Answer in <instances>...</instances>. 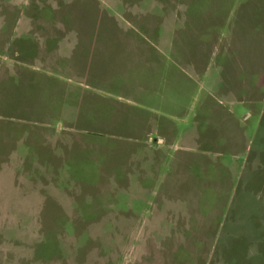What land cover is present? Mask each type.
Instances as JSON below:
<instances>
[{
	"label": "rangeland",
	"instance_id": "obj_1",
	"mask_svg": "<svg viewBox=\"0 0 264 264\" xmlns=\"http://www.w3.org/2000/svg\"><path fill=\"white\" fill-rule=\"evenodd\" d=\"M231 59L264 71V0H0V264H264V72L232 103Z\"/></svg>",
	"mask_w": 264,
	"mask_h": 264
},
{
	"label": "crops",
	"instance_id": "obj_2",
	"mask_svg": "<svg viewBox=\"0 0 264 264\" xmlns=\"http://www.w3.org/2000/svg\"><path fill=\"white\" fill-rule=\"evenodd\" d=\"M212 12H213L212 18L214 19V18H216L215 14L217 15V10L214 8ZM132 16H133L132 19L133 18H136V19L140 18L139 13H136V12H132ZM147 16H149V15H147ZM150 17H152L151 14H150ZM165 18H166V15H164V20H165ZM167 18H169V19L163 23V27H164V29L166 28V30H168V31L165 32L163 34V36H160V37L158 36V40L156 41V44L152 45L153 49H157V50L161 49L162 52H164L163 50L167 51L168 49H170L171 42H172V37H170V36H171L172 31H171V29L169 30L168 28H172V26H174V30H175V26H176V22H177L175 14L168 16ZM139 22L140 21H133L131 23V25H130V23H129V25H127V23H126V26L129 29H133L135 31H138L139 26L141 25V23H139ZM201 23L202 22H199L197 19H195L194 17L188 16L187 14H185L184 18H182V25L186 26L184 28V30H187L188 28H192V29H196V27L199 28L200 25L202 26ZM225 24L228 25L227 19L225 20ZM149 25H151V28L155 27V31L157 30V28H156V27H158L157 23H155L154 25L153 24H149ZM245 25H246V20L243 17H240V18H238V22H235L234 25H231V28H234L236 26H245ZM217 39H219V36L217 37ZM231 60H232V63L234 65L239 66L236 69L232 68V72H230V73L232 74L233 78H237L238 80L243 79L244 81H241L243 83L240 84L239 88H236V89L232 88L231 87L232 85L230 83L228 85L225 84L226 89L225 88H223V90L217 89L216 93H218V95L220 93H222V97L229 99V101H231L232 103H238V102L243 103L246 99V95H244V93L247 91V89L249 90L248 92H250V90H251L250 87H248L249 85L244 83L246 81L245 80L246 76L250 75L251 74L250 72H255V71L256 72L260 71V73L262 75L264 71H262V69H260V68H259V70H257V69H252L249 67H248V70H246L247 65L249 63L245 59H240V60L231 59ZM233 71H234V73H233ZM248 73H250V74H248ZM237 89H240L241 91L237 90ZM156 128H158V127H156ZM160 141H161V139L159 140V142Z\"/></svg>",
	"mask_w": 264,
	"mask_h": 264
}]
</instances>
